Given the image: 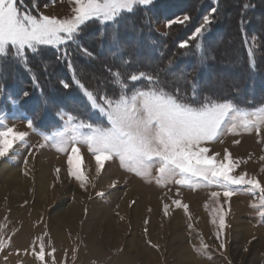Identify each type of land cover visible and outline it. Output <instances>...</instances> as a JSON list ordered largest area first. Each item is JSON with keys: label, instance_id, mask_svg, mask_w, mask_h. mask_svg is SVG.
I'll return each instance as SVG.
<instances>
[{"label": "rangeland", "instance_id": "obj_1", "mask_svg": "<svg viewBox=\"0 0 264 264\" xmlns=\"http://www.w3.org/2000/svg\"><path fill=\"white\" fill-rule=\"evenodd\" d=\"M212 1L218 6L220 0ZM241 1L224 0L218 7L223 28L227 30L228 26L231 27V31H226V40L233 42L229 49L225 48L221 53L226 57L224 59L236 60L240 64L239 45L236 47L234 44L235 39L238 41L234 34L236 27L233 28L229 22L238 16ZM191 2L174 1L169 3L168 11L158 9L150 18L152 21L149 27L156 34L149 31L153 33L149 39L155 36L156 40H160L158 44L163 43L160 37L165 38L167 35L164 34L170 31L166 21L182 18L185 14L181 15L177 6L184 7ZM33 5L35 14H32L37 17L45 14L69 19L73 15L72 0H56L55 4L51 0H37ZM210 9L211 6H207L197 10V14L200 13L198 21ZM260 10L262 12L258 16L254 14L252 17L256 25L261 27L264 25V4ZM193 28L186 32V36L191 35ZM246 34L249 40L256 38V56H261L259 60L263 64L264 45L260 53L255 34ZM222 41L216 32L208 44L215 46ZM141 51L146 53L147 47L142 46ZM147 54L144 57H148ZM139 60L143 59H136L131 68L144 61ZM103 73V67L90 68L89 84L110 86L108 81L112 76L105 74L108 78L105 82L101 76ZM223 74L226 78L222 79ZM238 77L227 69L218 75L214 74L211 88L216 98L213 99L226 101L223 99L235 91L231 81H236ZM5 83L8 84L7 81ZM141 84L144 82L137 81L130 86L140 87ZM19 88L22 91L25 86ZM241 88L244 90L247 86ZM258 92L264 93L262 90ZM47 95V110L40 104L34 108H39V117L46 122V127L37 128L38 132L52 136L64 129L67 124L66 115L70 114L54 104L61 102L67 105L70 100L62 99L61 93L59 97ZM8 96L9 93L4 90L3 100H0L3 105L0 118L6 117L5 123L8 126L28 131L29 136L25 145H14L7 157L0 158V238L5 241V248L0 251V264H264V217L251 207L257 197L248 191V186H233L231 197H225L223 188L206 185L204 182L193 187L177 185L173 181L157 184V167L152 168L149 176H140L122 168L118 159L105 161L104 168L97 175L93 154L85 144L79 143L76 146L80 149V159L74 160V167L78 164L79 170L91 181L82 189L80 182L68 175L67 159L70 152L59 151L57 144L51 141L45 143L41 135L29 130L24 116L31 117L21 106L20 111H16L8 101ZM260 107L264 105L242 109L253 111ZM60 110H63V118L57 117ZM98 120L107 126L106 120L96 114H92L89 122L95 123ZM42 124L36 122L39 128ZM41 144L45 146L39 147ZM204 146L209 148V155L219 154L218 161L223 160L227 150L231 159L239 162L232 175L247 173V178L255 177L264 185V160L261 159L264 156V128L259 132L256 129L240 130L235 135L225 132ZM114 181L116 186L109 187ZM101 191L105 193L103 198L96 195ZM213 191L220 193L218 199L226 213L223 249L219 247L220 240L216 238L217 225L211 222L212 208L219 207L212 203ZM177 199L189 206L191 220L182 207L173 203ZM164 204L169 205L168 215L164 214ZM38 238H42L45 246L44 262L33 255L34 247L39 250ZM202 242L207 248L202 246Z\"/></svg>", "mask_w": 264, "mask_h": 264}, {"label": "snow or ice", "instance_id": "obj_2", "mask_svg": "<svg viewBox=\"0 0 264 264\" xmlns=\"http://www.w3.org/2000/svg\"><path fill=\"white\" fill-rule=\"evenodd\" d=\"M55 2L56 0H51L52 4ZM72 2L74 3L72 17L59 19L45 14L37 17L27 10L22 11L19 6L21 0H0V75H3L6 61L11 60L20 64L29 73L33 87L40 91L42 99L37 103L47 108L49 101L44 97L43 89L40 88L38 77L31 68L28 57L39 56L42 46L54 48L57 50V60L66 64L73 83L81 90L89 110L106 120L107 126L99 120L93 123L67 114L64 129L50 136L38 132L36 127L40 115L38 111L31 118L24 116L27 128L41 135L45 143L51 141L59 146V151L70 152L67 159L68 175L79 181L82 189L91 182L85 173L79 170L78 164L74 167V160L80 159V149L76 145L82 143L95 158L97 175H100L105 161L118 159L122 168L140 176H149L152 168L157 167V184L173 181L177 185L193 187L204 182L206 185L223 188L225 197H231L233 186H248V191L257 197L251 207L257 209L264 217V185L255 177L247 178V173L232 175L239 162H234L227 150L223 160L218 161L219 154L209 155V148L204 146L217 140L225 132L234 135L240 130L256 129L259 132L264 128V107L248 111L231 100L220 101L209 96L201 98L199 85L195 81L191 82L189 99L188 94L179 88L175 91L167 90L165 81L161 80L158 74L146 72H133L125 78L119 71L112 72L109 69L113 87L119 90V94L114 93L110 96L106 90L99 88L95 91L89 90L79 79L73 61L74 51L89 60L95 58L81 43L85 29L92 23H99L102 26L117 25L125 14L134 13L137 7L148 10L155 5L156 0H72ZM248 7L250 5H245L246 9ZM218 12L219 8L213 6L199 21H194L187 14L182 18L166 21V27L169 29L173 25L184 27L194 25L191 35L181 40L178 47L185 53H192L194 47L195 52L192 54L196 56L199 66L208 58L203 39L211 31L215 14ZM168 34L170 33L164 35ZM242 34L248 52L249 67L255 71L256 38L249 40L243 30ZM105 36L106 32L102 28L99 38L103 39ZM111 40L114 45L118 44L119 38L116 33L112 34ZM122 63L128 65L130 62L123 60ZM171 64L169 61L170 68ZM48 67L47 63L43 64L45 71ZM183 76L182 72L179 78L182 79ZM137 81L146 82V85L130 86ZM60 84L64 89L69 88L68 82L64 80H61ZM3 96L4 90L0 88V100H3ZM22 96L27 98L30 93L25 91ZM8 101L16 111H20L19 99L9 94ZM2 107L0 104V108ZM62 114L63 110L58 111L57 117L63 118ZM5 120L6 117L0 118V158L7 157L14 145H25L29 136L28 131L16 130L14 126H8ZM44 146L45 144L39 145ZM261 159L264 160V156ZM56 171L59 173L60 170ZM115 186V181L109 185L112 188ZM96 195L103 198L105 193L101 191ZM219 196V192L211 193L212 203L219 207L212 208L210 215L212 224L218 228L216 238L220 240L219 247L223 249L225 243L222 236L227 225L226 213L220 204ZM173 203L177 207H182L191 220L187 204H182L178 199ZM163 208L164 214L168 215L169 205L164 204ZM147 223L146 220L145 224ZM38 239L39 250L34 247L33 255L44 262L45 246L42 238ZM202 246L207 248L203 242ZM4 248L5 241L0 238V251ZM4 259L7 260V257Z\"/></svg>", "mask_w": 264, "mask_h": 264}, {"label": "trees", "instance_id": "obj_3", "mask_svg": "<svg viewBox=\"0 0 264 264\" xmlns=\"http://www.w3.org/2000/svg\"><path fill=\"white\" fill-rule=\"evenodd\" d=\"M35 1L37 0H21L19 6L22 11L27 10L35 14L33 5ZM174 1L178 2L182 0H159L148 10H145L143 7H137L134 13L125 14L119 20L117 25L102 26L99 23H92L87 29H85L84 34L81 37V43L95 58L89 60L82 54L75 51L73 52V61L77 74L85 87L94 91L98 88L106 90L110 96L114 93L117 95L119 90L114 89L111 85L112 79L108 81V78L105 76V74H110L109 69H111L112 72L119 71L125 78L133 72H146L154 75L158 74L160 79L165 81L167 90L175 91L176 88H179L182 92L188 94L189 99H191V82L195 81L199 85L201 98L204 96L216 98V95H212V77L214 74L218 75L227 69V71L235 76L238 75L239 77L236 81H231V85L234 86L235 91L230 92V96L223 100H231L241 108L264 105V93L261 94L258 92V90L264 92V63L262 64L260 62L259 57L261 56L257 55L255 71L250 69L249 57L245 48V39L242 34V30L246 33L250 32L255 34L259 43L260 53L263 51L264 40H262V31L264 25H261V27L257 26L252 15L255 14L258 16L262 12L260 6L264 4V0H242L238 6L240 11L238 16L233 17V28L236 27L234 29V34L236 38H238V41L236 39L234 40V44H236V47L239 45L242 63L240 64L236 60L229 61L228 59H224L226 57L221 53L225 51V48L229 49L228 47L233 42L226 40V31H231V29L228 28L225 30L223 28L222 16L220 13H217L215 15L216 21L212 24L211 31L204 37L203 43L205 54L208 58L202 66L198 65L196 56L192 54L195 52L194 47L192 48V53H185L184 50L178 47V43L181 40L189 37L186 36V32L194 27L193 24H189L187 27L173 25L169 31L170 34L165 38L160 37L163 39V43L160 42L158 44L160 40H156L155 36L153 39H149L150 34H156L153 29H149L151 26V24H149V21L151 20L150 18L153 14L155 15L156 11L160 8L168 11L169 3ZM185 1L187 2V0ZM222 1L224 0L218 2L219 4L217 7H219ZM245 5H250V7L246 9ZM207 6L213 7L215 4L212 0H192L189 5L187 4L184 7L178 5L177 8L181 15L187 14L191 16L194 21H198L200 13L197 14V12L199 9ZM235 19H237L236 25H234ZM242 20L244 21L243 24ZM102 28L106 32V36L105 38L100 39L99 33ZM149 31H153V33ZM216 32L219 33L220 38H222L223 41L212 46L208 44V40L215 37ZM113 33H116L119 38V42L116 45H114L111 40ZM149 40L152 41L150 42ZM142 46L147 47L146 53H148L147 56L149 58L144 57L146 53L141 51ZM28 59L31 68L35 71L38 77L39 85L40 88L43 89L44 97H47V94L54 97L58 95L59 97V94L61 93L62 99L66 98L70 100V102H68L69 104L62 105L61 102H56L54 105H58V108L64 109L72 115L90 121V118L94 113L89 110V105L81 90L73 83L72 75L66 64L57 60V50L51 47H41L39 56L29 55ZM136 59H143L144 61L139 60L140 62L143 61V63L131 68ZM145 59H147V61H145ZM123 60H128L130 63L124 65L122 63ZM169 61L172 62L171 68L169 67ZM45 63L49 65L47 71L43 68V64ZM92 67L104 68L105 73H103V75L101 74V76L103 81L109 82L110 86H101L100 84V86H98V84L90 85V75L88 74ZM163 71L166 72L163 73ZM182 72L184 73V76L180 79L179 77ZM221 78H226V75H221ZM61 80L68 82V89L62 87L60 84ZM0 81V88H3V90L11 94L14 98L19 99L22 110L30 117H33L35 112L39 109L34 107L38 105L37 102L41 100V96L39 89L33 87L29 73L25 71L20 64L9 60L4 64V71L3 75H0ZM5 81H7L8 84L5 83ZM141 85L145 86L146 82ZM19 86H25L22 91L29 92L30 96L24 98ZM242 86H247L248 89L246 88L243 90L241 88ZM36 122L43 123L40 128L36 126L38 129L46 127V122L42 120V117H39Z\"/></svg>", "mask_w": 264, "mask_h": 264}, {"label": "bare ground", "instance_id": "obj_4", "mask_svg": "<svg viewBox=\"0 0 264 264\" xmlns=\"http://www.w3.org/2000/svg\"><path fill=\"white\" fill-rule=\"evenodd\" d=\"M231 23H232V21L229 22V25H231ZM228 28L231 29V27H229V26H228ZM41 185H42V184H41ZM1 193H2V192L0 191V194H1Z\"/></svg>", "mask_w": 264, "mask_h": 264}]
</instances>
